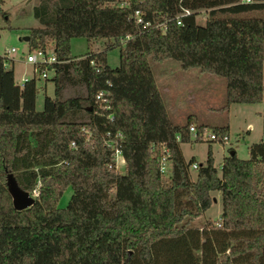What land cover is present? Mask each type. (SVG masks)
I'll return each instance as SVG.
<instances>
[{"label":"trees","instance_id":"obj_1","mask_svg":"<svg viewBox=\"0 0 264 264\" xmlns=\"http://www.w3.org/2000/svg\"><path fill=\"white\" fill-rule=\"evenodd\" d=\"M111 2L33 5L40 25L28 28V51L51 49L56 56L47 65L54 95L44 97L40 111L37 77L20 85L0 56V264H264V137L247 147L246 159L229 148L219 170L209 145L193 178L194 159H184L180 143L190 141L191 125L205 126L194 117L182 125L169 119L150 66L172 59L182 69L222 77L221 110L262 102L264 16L253 13L264 12V0H132L131 10ZM180 6L195 12L180 25L154 27ZM137 9L149 27L130 19ZM199 10L206 11L203 24ZM75 37L104 40V47L72 56ZM113 48L114 68L107 62ZM101 90L106 103L95 97ZM108 142L121 150L122 171L112 166ZM163 147L166 173L159 168ZM10 174L35 193L26 209L13 205ZM68 187L69 200L59 207ZM216 191L219 221L191 226Z\"/></svg>","mask_w":264,"mask_h":264},{"label":"rangeland","instance_id":"obj_2","mask_svg":"<svg viewBox=\"0 0 264 264\" xmlns=\"http://www.w3.org/2000/svg\"><path fill=\"white\" fill-rule=\"evenodd\" d=\"M37 3V0H3L0 4V49L4 47H14L16 52L14 58L17 60L14 65V77L16 82H20L21 78L33 77V67L30 64L23 62L25 55L28 51V45L25 37L29 33L28 28L39 26V22L33 17L32 7ZM256 16H264V12L253 13ZM206 13H198L196 21L203 24L206 19ZM104 47V40H95L93 43H88L86 38L75 37L70 40V53L72 56H80L89 50H102ZM175 63L174 60H169ZM107 62L109 66L116 67L119 65V48H113L107 51ZM152 72L156 75V69L159 68V62L150 61ZM264 66V64H263ZM49 79L44 80L36 74L38 94L36 98V109L38 111L43 108L44 97H52L54 95V85L51 79L52 72L48 73ZM220 78V77H219ZM222 81L223 78H221ZM45 86V89L43 87ZM217 104L225 105V90L222 97H217ZM214 104V103H213ZM264 108V102L255 104L244 103H231L226 109H218L216 112L211 113L209 119L215 121H226L230 126V141L227 144L211 142L213 155L216 162H219L224 154L227 153L228 148L236 150L238 158L246 159L248 157L247 147L259 142L262 137L261 117L258 112ZM211 123L212 121H207ZM251 124L252 129L249 130L247 125ZM212 125L207 126L211 130ZM207 141L200 142H182L180 143L181 152L184 153L183 157L186 161L192 158L196 163H204L208 149ZM117 169L123 170L124 162L121 158L118 159ZM219 170V167H217ZM196 174L195 169L190 167V175L194 178ZM71 188L68 187L63 195L58 200V206L64 207L71 195ZM34 198L35 193H30ZM214 201L212 205L200 216L194 218L189 222L191 226L202 227L207 220L214 222L219 221L221 212L220 194L219 192H212Z\"/></svg>","mask_w":264,"mask_h":264},{"label":"crops","instance_id":"obj_3","mask_svg":"<svg viewBox=\"0 0 264 264\" xmlns=\"http://www.w3.org/2000/svg\"><path fill=\"white\" fill-rule=\"evenodd\" d=\"M169 60L172 59H165L159 62L160 66L156 69V75L153 73L155 83L159 89L169 119L174 124L182 125L187 118L194 117L196 119V124L204 125L205 127L209 125H212L210 127L213 128L227 126V134L230 135V126L228 122L206 118L223 106L221 102L217 104L215 100L217 97H222L223 91L225 90V80L223 79L224 81H222V77L219 78V76L201 72L197 68L182 69L177 61L171 63ZM262 102H264V98ZM263 111L264 108L258 112L261 117V125ZM207 121L212 122L209 123ZM247 128L251 130L252 125L248 124ZM263 137L262 135L261 139ZM188 142L200 141H194L190 138ZM207 143H209L208 146L210 145L212 147L210 141H207ZM228 153L229 148L227 149V153L222 156L221 160L216 162L212 150L214 166L216 168L220 167L224 156ZM182 154L184 155V153ZM194 163H196L195 160Z\"/></svg>","mask_w":264,"mask_h":264},{"label":"built area","instance_id":"obj_4","mask_svg":"<svg viewBox=\"0 0 264 264\" xmlns=\"http://www.w3.org/2000/svg\"><path fill=\"white\" fill-rule=\"evenodd\" d=\"M242 3H252L254 0H241ZM112 5L119 7V8H124L131 10L132 9V0H112L111 2ZM195 11L190 10L188 8H184L180 6V10L170 18L166 19L165 22L162 23H156L154 24V27L158 29H165L166 28V23L168 21H174L177 25H180L182 23V17L190 15L194 13ZM197 13L205 14V10H199ZM130 19L135 23V24H140L142 28L149 27L151 25L150 22H144L142 14L140 10H133L130 13ZM125 39H129V36H125ZM16 52V49L14 47H4L0 49V56L5 58L7 60L6 65L12 66L15 64L17 60L14 58V53ZM23 62L30 64L33 67V73L34 76L36 77V74L39 75V77H42L44 80L47 79L48 73L51 71H48L47 65L51 63L56 62V56L55 53L51 49H37V50H32V51H27L25 58L23 59ZM92 63V62H91ZM31 77H22L21 81L19 82L20 85H23V83L27 80H29ZM105 93L103 90L98 91L95 95L96 99L102 100L103 102L106 103V98L104 97ZM108 119L112 120L113 115L109 114ZM189 135L190 138L193 140H201V141H210V142H217V143H222V144H227L230 141L229 135L227 133H219L216 132L215 130L211 129L208 130L207 127H203L202 129H197V127L193 124L189 127ZM116 136L121 137L120 133H117ZM108 145L114 149L113 152V167L117 169V162L119 158H121L124 162V159L122 157V153L119 147H115L113 142H108ZM71 146H74V143H71ZM164 153L160 158L159 161V168L161 173H166L168 167H169V162H168V157H169V151L166 147H163ZM111 166V165H110ZM198 166L197 163H192L191 167L193 169H196ZM219 225V224H218Z\"/></svg>","mask_w":264,"mask_h":264},{"label":"water","instance_id":"obj_5","mask_svg":"<svg viewBox=\"0 0 264 264\" xmlns=\"http://www.w3.org/2000/svg\"><path fill=\"white\" fill-rule=\"evenodd\" d=\"M25 39L27 41L28 36H26ZM231 154H234V151H231ZM8 179L9 191L14 207L17 210H23L31 206L34 203V198L30 195V193L20 189L11 174L8 176Z\"/></svg>","mask_w":264,"mask_h":264}]
</instances>
